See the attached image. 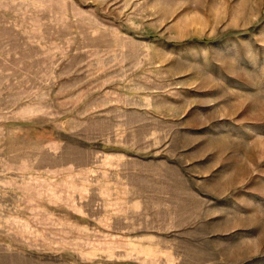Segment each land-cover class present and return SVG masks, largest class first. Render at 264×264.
<instances>
[{
  "label": "rangeland",
  "instance_id": "obj_1",
  "mask_svg": "<svg viewBox=\"0 0 264 264\" xmlns=\"http://www.w3.org/2000/svg\"><path fill=\"white\" fill-rule=\"evenodd\" d=\"M0 264H264V0H0Z\"/></svg>",
  "mask_w": 264,
  "mask_h": 264
}]
</instances>
